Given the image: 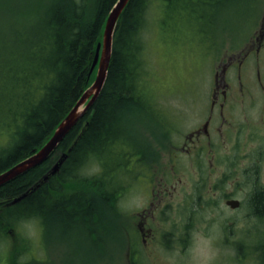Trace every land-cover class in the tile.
Masks as SVG:
<instances>
[{
    "label": "trees",
    "instance_id": "16d2710c",
    "mask_svg": "<svg viewBox=\"0 0 264 264\" xmlns=\"http://www.w3.org/2000/svg\"><path fill=\"white\" fill-rule=\"evenodd\" d=\"M116 1L22 0L11 8L7 32L0 39V135L7 136L0 147V173L39 150L92 85L97 66L91 74L90 70ZM175 1L183 8L205 6L213 10L222 0ZM150 3L130 0L123 10L108 76L90 110L48 160L0 186L1 237L28 219H37L43 228H70L81 223L85 229L94 222V231L109 230L110 220L103 217L111 209L112 195L106 188L112 184L102 187L105 173L121 167L119 161L126 152L129 131L121 122L132 120L136 124L135 119H144L143 107L149 101L143 33ZM156 122L163 124V120L162 124ZM134 143L145 145L139 139ZM64 153L68 155L60 170L50 174ZM94 159L102 162L105 170L106 176L95 177L104 192L87 197L70 190L68 185L79 180L88 188L89 182H94V176L80 174ZM256 202L259 207L264 205V194Z\"/></svg>",
    "mask_w": 264,
    "mask_h": 264
},
{
    "label": "rangeland",
    "instance_id": "374dc122",
    "mask_svg": "<svg viewBox=\"0 0 264 264\" xmlns=\"http://www.w3.org/2000/svg\"><path fill=\"white\" fill-rule=\"evenodd\" d=\"M21 1L0 0V39L7 32L14 10L11 8L16 7ZM177 5L178 2L175 0L169 2L151 0L148 25L143 33L146 40L143 57L147 62L145 86L148 94H146L149 95L148 100H151L153 105L149 101L144 105L145 114L141 116L144 119H135L136 124L132 120L127 123L123 120L121 125L126 126V132L129 131L128 138L141 140L145 143L143 147L147 145L151 150L162 151L160 161L168 162V165L162 164L161 167L168 166L171 170L173 167L176 171L173 184L178 186L179 190L186 192V189H189L186 181L188 173L186 167L182 168L181 165L185 155H178L179 157L172 159L169 153L172 144L169 143L172 140L173 143L181 144L191 129L203 122L204 110L213 99L214 74L217 68L220 69L222 62L231 57L246 58V54L249 55L248 58L256 56L264 58V0H222L216 3L217 6H214L213 10L205 6L196 9L194 6L183 8L180 3L182 7ZM198 13L200 15L204 13V16L199 17ZM261 68L264 69V61ZM253 80L250 79L252 83ZM253 85L255 86L252 90H249L252 85L246 87V96L242 98L241 95L242 99L239 94L243 90L239 84L229 90L228 105L237 103L239 104L237 107H243V110L238 113H228L226 108V123L232 128L238 127L239 122L242 123L240 130L237 129L233 136H240L243 155L253 149L256 150L247 164L260 167V178L264 180V155H255L260 151L264 153V89H258L257 84ZM250 101L254 103L252 106H240ZM156 119L160 124L163 120V124L158 125ZM6 138V135H0V147L5 143ZM130 144L133 150L136 143ZM133 151L132 166L135 167L136 153ZM119 162L123 167L125 153ZM174 162L176 165L173 164ZM85 166L80 172L83 176L95 177L105 173L102 162L95 159ZM142 169H137L138 174L135 173V177L132 178L131 185L134 188H138L139 182L144 179L146 169ZM122 170L123 168L116 169L109 174L108 170L105 174L117 178ZM240 176L243 177L241 180L243 188L251 185L256 178L254 174L243 173ZM180 178L184 182H180ZM112 181L114 184L118 182V180ZM68 188L79 191L88 187L85 181L79 180L68 185ZM92 191L94 194L95 190ZM247 193L242 195L240 191L239 195L246 199ZM86 196L91 197V193L87 192ZM143 200L142 187L140 192L133 190L129 195L125 193L117 197L114 201L117 205L115 210L113 212L107 210V215L103 217L110 220L106 226L109 230L103 228L98 233L94 231L96 229L94 222L89 223L85 229L80 222L70 228L53 225L43 228L37 219H33L36 222L37 234L32 240H28L21 235L19 224H15L4 236H0V264H130L129 251L130 246L133 247L131 243L133 240H137L136 250L142 253L146 264H165L161 252L186 249L190 231L201 226V221L161 223L160 227L166 234L164 240L159 238V243L156 241L154 244L145 245L137 224L125 223L128 219V210L137 211L136 208ZM207 210L217 213L231 212L217 206L209 207ZM118 212L123 215L115 217L113 213L118 214ZM187 213L186 206L177 211L179 219ZM236 213L237 216L241 213L245 214L247 227L238 241L242 242L243 247L249 248L254 244L252 237L257 232L264 231V222L250 217L247 207ZM185 227L189 230L187 231ZM170 228L173 234L169 233ZM225 233V236L230 234L229 242L232 243L234 230L231 223L225 229ZM184 237L188 238L187 242ZM232 246L235 248V254L226 258L227 264H251L250 261L245 262L244 257L239 261L242 256H237L236 243H232Z\"/></svg>",
    "mask_w": 264,
    "mask_h": 264
},
{
    "label": "flooded vegetation",
    "instance_id": "af4514ba",
    "mask_svg": "<svg viewBox=\"0 0 264 264\" xmlns=\"http://www.w3.org/2000/svg\"><path fill=\"white\" fill-rule=\"evenodd\" d=\"M247 55L246 58L231 57L222 62V65L219 66L220 69L217 68L214 74L213 99L204 110L205 118L203 122L191 129L181 144L173 143L172 140L170 143L168 142L172 144V147L169 148L172 159H175L178 155H185V159L181 161V165L182 168L183 166L186 167L188 173L186 181L189 184V189H186V192L179 190L178 186L173 184V177L176 175L175 169L172 167L171 170L168 166L161 167L162 164L168 165V162L164 163L160 161L162 151L158 152L157 149L151 150L147 145L143 147V145L139 144L135 145L133 151L130 144H134L133 138H128L125 162L123 167L118 168H123L120 176L117 178L111 175L105 177L104 182H106L102 187L108 182L112 184L110 188H107V191L112 195L111 209L113 210L117 206L114 203L117 197H121L125 193L129 195L133 190L140 192L142 187L145 201L143 200L142 204L136 208L137 211L132 212L131 209L128 210V221L126 220L125 223L137 224L143 235L145 245L154 244L156 241L159 243V238L164 240L165 232L160 227L161 223H181L180 221L191 223L193 220L198 221L200 220L199 213L212 206L231 210V212H235V215L237 211L247 207L250 217L264 222V205L259 207L256 202V198L264 194V180L260 178V167L247 164L256 150L253 149L252 151H248L246 155H243L241 152L240 136H233L237 129L238 131L240 130L242 123L239 122L236 128H232L226 123L227 109L228 113H238L243 110V107L238 108L239 104L237 103H230L228 105L229 90L231 91L232 88H235L239 84L241 90H243L239 94L240 99H242L246 96L245 90L248 85H252L249 90H252L253 86H255L253 84H257L258 89H264V69L261 68L264 58H258L257 56L255 58H248L249 55ZM250 79H254V83ZM253 104L250 101L247 104H240V106H252ZM260 146L262 147L261 144ZM132 151L136 153L135 167L132 166ZM259 154L264 155L263 151L255 153L256 156ZM173 164L176 165L175 162ZM140 168H143L142 170L145 168L146 173L143 177L144 179L139 182V187L134 188L131 185L132 178L135 177V173L138 174L137 169ZM243 173L254 174L256 176L254 182L251 183V190L247 193L246 199L237 198L240 196L239 193L243 188L240 176ZM101 176L104 175H95L96 178H100ZM95 177L94 182H89V188H84L79 190V192H89L91 193V197H97L102 190L101 184L95 181ZM112 180H118V182L114 184ZM180 182H184L182 178H180ZM229 184L235 190L232 192L222 191ZM92 189L95 190L94 194ZM217 193H219V197H217ZM233 204L236 205L234 206ZM184 206L188 208V213L186 216H181L182 219H179L180 216L177 215V211ZM118 214L116 216L121 217L123 215H120V212ZM220 214L223 213H217V218H219ZM171 228L168 231L173 234L174 232ZM185 228L187 231L189 230L187 227ZM94 235L95 232L93 233ZM229 237L230 234L225 236L224 244L230 243ZM169 239L167 238V240ZM183 239L186 242L188 241L187 237ZM252 239L254 244L249 248L243 247L242 242H235L237 245V256H242L239 261L244 257L245 262L250 261L251 264H264V231L257 232ZM131 243L133 244V249L130 246V264H146V259L142 257V253L136 250L137 246L135 243H137V240H133ZM173 246H175V243H173Z\"/></svg>",
    "mask_w": 264,
    "mask_h": 264
},
{
    "label": "water",
    "instance_id": "95a60500",
    "mask_svg": "<svg viewBox=\"0 0 264 264\" xmlns=\"http://www.w3.org/2000/svg\"><path fill=\"white\" fill-rule=\"evenodd\" d=\"M129 1L130 0H117L109 13L105 26L103 41L98 43L95 59L90 70L91 74L96 65H98L96 79L92 85L84 92L77 104L61 121L52 137L39 150H34L30 156L0 173V186H3L4 184L14 180L18 176L48 160L51 154L66 137V135L76 126L79 120L93 106L105 85L113 54L117 23ZM67 155V153H64L60 160L53 165L50 170V174H56L60 170V166L66 159ZM48 177L49 176H45V179H48ZM25 196L26 194L17 198L15 202L21 200ZM233 205L235 206L236 204Z\"/></svg>",
    "mask_w": 264,
    "mask_h": 264
},
{
    "label": "clouds",
    "instance_id": "9594fccd",
    "mask_svg": "<svg viewBox=\"0 0 264 264\" xmlns=\"http://www.w3.org/2000/svg\"><path fill=\"white\" fill-rule=\"evenodd\" d=\"M243 180V177H241ZM234 187L226 185L222 191L232 192ZM251 190V185L241 190L242 195ZM219 197V193H217ZM237 198H242L238 196ZM222 203V201H221ZM245 214L238 216L231 213H223L217 218V213L211 210H202L199 213L201 226L193 228L189 233V243L184 250H172L161 252V258L165 264H226V258L235 254L232 243L241 239L243 230L247 227ZM232 224L234 234L232 243L224 244L225 229ZM21 235L32 240L37 234L36 222L33 219L24 220L19 224Z\"/></svg>",
    "mask_w": 264,
    "mask_h": 264
}]
</instances>
